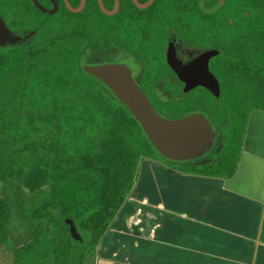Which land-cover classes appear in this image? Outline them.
Listing matches in <instances>:
<instances>
[{
  "label": "trees",
  "instance_id": "16d2710c",
  "mask_svg": "<svg viewBox=\"0 0 264 264\" xmlns=\"http://www.w3.org/2000/svg\"><path fill=\"white\" fill-rule=\"evenodd\" d=\"M61 1L58 16L42 17L31 36L0 45V181L30 194L28 233L14 245L15 204L0 192V249L12 252L13 264H89L133 190L143 159L183 173L231 178L250 113L264 110V0H212L208 26L221 48L211 60L219 98L203 86L185 92L182 84L165 82L175 74L165 57L169 27L161 22L187 13L203 30L207 1L194 8L189 0H154L140 8L120 0L115 14L105 13L98 0H86L78 12ZM68 1L74 7L80 3ZM103 3L112 9L115 0ZM112 39L132 45L143 67L140 84L158 112L208 114L219 132L210 152L187 161L163 158L131 112L84 71L85 53ZM67 219L82 240L71 236Z\"/></svg>",
  "mask_w": 264,
  "mask_h": 264
},
{
  "label": "crops",
  "instance_id": "0c3cea01",
  "mask_svg": "<svg viewBox=\"0 0 264 264\" xmlns=\"http://www.w3.org/2000/svg\"><path fill=\"white\" fill-rule=\"evenodd\" d=\"M157 180L158 221L141 264H264V110L250 113L231 178L168 167Z\"/></svg>",
  "mask_w": 264,
  "mask_h": 264
},
{
  "label": "water",
  "instance_id": "95a60500",
  "mask_svg": "<svg viewBox=\"0 0 264 264\" xmlns=\"http://www.w3.org/2000/svg\"><path fill=\"white\" fill-rule=\"evenodd\" d=\"M58 6L57 0H52ZM140 7L151 5L154 0L141 2L133 0ZM35 4L43 11L49 10L38 0ZM72 11H81L86 0H80L77 7L65 0ZM101 9L107 14H114L119 10L120 0H115L112 9L106 8L103 0H98ZM34 31L24 34L14 33L0 17V45L15 44L24 41ZM218 49L206 50L194 58L185 59L177 54L170 45L167 49L166 60L178 78L184 82L185 92L197 86H203L214 97L219 98L221 84L218 76L210 69L211 57L218 55ZM84 71L99 79L105 84L113 95L131 112L142 126L145 134L160 153V155L173 161H187L196 159L210 152L219 136L218 130L212 124L204 111H195L182 116L167 117L158 112L151 104L149 96L143 90L139 81L134 77L132 68L124 62L82 63ZM70 225L71 236L75 240H82V236L72 219H67Z\"/></svg>",
  "mask_w": 264,
  "mask_h": 264
},
{
  "label": "rangeland",
  "instance_id": "374dc122",
  "mask_svg": "<svg viewBox=\"0 0 264 264\" xmlns=\"http://www.w3.org/2000/svg\"><path fill=\"white\" fill-rule=\"evenodd\" d=\"M168 167L158 160L141 161L133 190L89 264H141L142 239L154 232L158 221L157 179ZM0 192L11 200L13 206L15 204L11 234L13 244L18 245L26 237L30 225L25 212L30 194L21 186L3 181H0ZM0 264H13L12 252L6 247L0 249Z\"/></svg>",
  "mask_w": 264,
  "mask_h": 264
},
{
  "label": "flooded vegetation",
  "instance_id": "af4514ba",
  "mask_svg": "<svg viewBox=\"0 0 264 264\" xmlns=\"http://www.w3.org/2000/svg\"><path fill=\"white\" fill-rule=\"evenodd\" d=\"M32 1L35 4L34 0ZM38 1L47 9L49 10L55 9V11L50 13L49 11L42 10V12H44L45 14V16H43L38 14L31 7L28 0H0V17L6 22L7 26L14 33L20 34V33L35 31L34 27L40 25V19L42 17L45 18L46 16H49L51 19L52 17L58 16L59 14L58 12L62 6L61 0H57L58 1L57 7L55 6L52 0H38ZM189 1L194 5V8L197 1L208 2L205 7L206 10L209 12V14H207L206 16L207 26L206 28H203V30H199L197 28L198 23L196 22L195 15L188 16L187 13L176 15L175 21H168V22L162 21L160 24L161 27L163 28L169 27L166 53L170 45L174 47L178 55H180L185 59L194 58L200 53L209 49H218L221 52L220 50L221 48L217 45H214L215 38L213 37V33L210 26H208L210 25V20L212 16L210 12L213 9V5H212L213 1L212 0H189ZM64 3L66 4L65 0ZM126 16L129 18H133V17L139 18L141 15L129 13L126 14ZM46 21H47L46 19H43V22ZM207 21H209V23ZM130 42L132 44V38H130ZM166 53H165V57H166ZM85 57L89 59V62L86 63H100V62H114V61L127 63L132 68L133 75L139 81V83L145 81L142 71L143 67L141 66V63L137 58V56L134 54L132 45L131 46L128 44L124 45L122 42H119L117 39L104 40V42L102 43L100 41L99 48L94 52L90 51L85 53ZM213 57H211L209 63L211 70H212L211 60ZM174 74L175 76L169 77L165 82L172 85L182 84L184 87V82L178 78L175 72Z\"/></svg>",
  "mask_w": 264,
  "mask_h": 264
}]
</instances>
